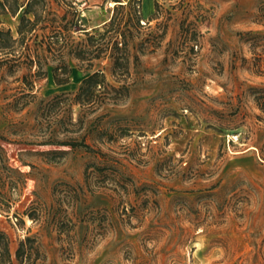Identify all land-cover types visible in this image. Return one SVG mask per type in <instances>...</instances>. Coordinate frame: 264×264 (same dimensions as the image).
I'll return each instance as SVG.
<instances>
[{
  "label": "rangeland",
  "instance_id": "obj_1",
  "mask_svg": "<svg viewBox=\"0 0 264 264\" xmlns=\"http://www.w3.org/2000/svg\"><path fill=\"white\" fill-rule=\"evenodd\" d=\"M28 1L0 14L13 38L36 20L0 61L14 263L264 264V0H36L37 17ZM45 34L67 44L36 51ZM98 40H128L126 68L110 46L90 55ZM96 70L120 91L81 105ZM27 236L36 249L18 259Z\"/></svg>",
  "mask_w": 264,
  "mask_h": 264
},
{
  "label": "trees",
  "instance_id": "obj_2",
  "mask_svg": "<svg viewBox=\"0 0 264 264\" xmlns=\"http://www.w3.org/2000/svg\"><path fill=\"white\" fill-rule=\"evenodd\" d=\"M36 0H29L26 5L25 13L33 12L35 16L37 17V13L32 8L33 2ZM22 4H20V0H0V14L4 12L11 11L13 13L18 12ZM37 19V18H36ZM139 20V18H137ZM115 22V19L112 17L111 22L113 24ZM36 23V20H33L30 17L23 16L22 22L20 23L18 27V32L20 33V37L13 38V35L11 34L10 29H2L0 28V55L4 54L5 58H1L0 61L3 63H7L10 60L17 61V59L8 57L9 53H14L15 47L18 45L17 42L20 41L22 44L25 40H20L19 38L24 39V37L27 35L28 31L32 28V26ZM121 33V32H120ZM49 36V40H35V50L39 51L43 48L45 49H60L65 44H67V40L64 43V40H53L54 34H47ZM45 34V36L47 37ZM101 40L96 41V48L95 50H90L89 54L93 57H96L98 53L102 50H107L108 46H110L112 55L114 57V63L117 65L120 64L123 65L125 68L128 64V53L126 50L128 40H122L123 46H119V40H104V42H99ZM121 41V40H120ZM63 44H62V43ZM25 49L24 51L28 52L30 49L32 50V46L30 43L26 42L24 45ZM84 52V49L80 50L78 52V57L85 58L82 54ZM30 54V53H29ZM8 55V56H6ZM24 56H28L26 53H24ZM28 63L30 65L36 64L38 68L35 71L36 75H39L42 73V69L44 64L46 63V59L40 53L37 54L36 57L30 56L28 58ZM92 64V62H90ZM61 68L62 72L64 73V76L60 75V72H58V69ZM54 76L55 79L59 83L67 82L69 80V72H70V66L65 61L62 62L60 65H56L54 67ZM107 88H112L114 91H120L121 87H116L115 85L110 84L105 77V74L101 70H96L93 72L88 73L86 75L80 86L78 91L75 94V97L73 98L76 102H78L81 105H88L93 106L95 102H98L100 99V95L106 97L105 95L108 93ZM109 97V96H108ZM112 97V96H111ZM110 98V97H109ZM112 98L116 99V96H113ZM69 141V140H68ZM61 143H71L75 145V142H61ZM36 249L35 246V238L31 236H27L25 239L21 240L19 247L16 251V256L19 259L26 258L27 256H31ZM0 264H17L14 263L13 257H12V251H11V239L8 233L0 228Z\"/></svg>",
  "mask_w": 264,
  "mask_h": 264
},
{
  "label": "bare ground",
  "instance_id": "obj_3",
  "mask_svg": "<svg viewBox=\"0 0 264 264\" xmlns=\"http://www.w3.org/2000/svg\"><path fill=\"white\" fill-rule=\"evenodd\" d=\"M114 3H115V1L110 2L111 5H113Z\"/></svg>",
  "mask_w": 264,
  "mask_h": 264
}]
</instances>
